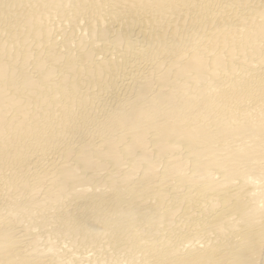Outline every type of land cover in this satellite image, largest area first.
I'll use <instances>...</instances> for the list:
<instances>
[{
    "label": "bare ground",
    "instance_id": "1",
    "mask_svg": "<svg viewBox=\"0 0 264 264\" xmlns=\"http://www.w3.org/2000/svg\"><path fill=\"white\" fill-rule=\"evenodd\" d=\"M0 264H264V0H0Z\"/></svg>",
    "mask_w": 264,
    "mask_h": 264
}]
</instances>
